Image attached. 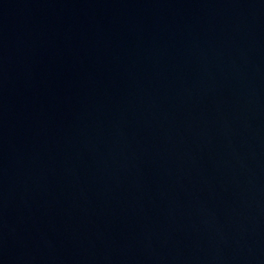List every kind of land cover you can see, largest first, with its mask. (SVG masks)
I'll return each mask as SVG.
<instances>
[{"label": "water", "instance_id": "1", "mask_svg": "<svg viewBox=\"0 0 264 264\" xmlns=\"http://www.w3.org/2000/svg\"><path fill=\"white\" fill-rule=\"evenodd\" d=\"M0 264H264V0H0Z\"/></svg>", "mask_w": 264, "mask_h": 264}]
</instances>
